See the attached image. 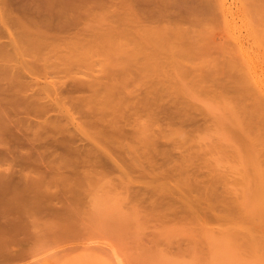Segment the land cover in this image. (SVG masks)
Instances as JSON below:
<instances>
[{"label": "rangeland", "instance_id": "obj_1", "mask_svg": "<svg viewBox=\"0 0 264 264\" xmlns=\"http://www.w3.org/2000/svg\"><path fill=\"white\" fill-rule=\"evenodd\" d=\"M180 1L185 5H188L191 2L190 5H194L198 2L202 3V0ZM252 1L253 0H225L226 9L223 14L214 10L218 14L215 13L216 15H213V11L212 16L211 14L208 16L210 12L202 15L196 13L194 9L192 12L184 15L186 21L183 22V17L179 20L180 22L182 21L181 23L184 26L187 25L188 28L192 26H188L189 22L194 21L195 29L199 26L197 23L205 22V27L203 26V28H201L203 31L206 29L208 30V26L210 25L208 23H211L209 30L212 28L211 30L213 31L214 29L215 31L212 33V36L210 35L212 38L208 37L210 39L208 40L207 38V40L208 42L211 41L209 43L213 44V46L210 45V47L209 45H206V43H203V45H206V47L208 46V49L204 47L207 50H212L213 52L214 50L217 51L216 53L219 55L215 52L212 53V51L208 52L209 54L212 53V58L214 57L215 59L216 57L218 62H220H214V59H212L211 62L210 56L206 58L205 53L203 55L204 57L202 55L197 57V55H195L196 51H194V53L192 52L194 50L191 49L192 44L191 46L188 44L191 41V38H189L190 41L185 44H188L191 50L189 47H187L186 50V47L183 48V46H181L183 48L182 52L186 50L185 53H188V50H190L189 53L192 52L196 58H201L199 59L200 62L204 58V60H202L203 64L201 66L198 59L194 60V55L193 59L192 57L188 61L183 59L184 62H182L181 58V61H178V63L181 65L182 62L184 66H187L185 67L187 69L189 66H192L191 68H193V65L195 64V66L200 65L197 69L199 70L200 68V73H198L199 76L192 73L193 71L197 72L196 69H189L193 70L188 72L191 74H189L190 78L187 77L189 75L186 73V75H184L186 77H178V74L180 75V70L177 69V66V74L175 73L176 70H168V74L166 73L168 76H165L169 79L172 78V80L170 79V82H166V84H175L173 85L175 89L173 90L172 87H170L172 85H168L169 90L167 94L165 92L167 89L160 86L162 85L161 82L165 84V80H168V78L164 79L163 77V81L161 80L160 82L159 80L160 83L157 80L159 79L158 76L165 73L159 74L154 69V71L159 74L157 79H155L156 77L154 75L150 76V78L155 77L153 78L156 80H153L155 84L151 80V82H153L152 85H154L155 88L151 85L149 77H147L148 82L146 77H144L146 73L144 75L143 71L146 69L142 68L145 70H141L140 68L146 63L145 56H150L148 54L145 55V52L148 53L149 51L148 48L146 49L142 47L141 37L144 35L143 32L140 29L134 30L128 27L129 31L127 32H131L130 30H132V32L129 34L124 32L125 34H123V31L121 33L119 30L113 31V29L111 30L110 28L113 33L109 34V24L106 22L107 17L109 16L106 15V11L109 10V14L113 7L108 8V5L106 4H103L102 7L99 5L101 8L97 6L98 4H95L97 7L95 8L94 5V7H91L90 9L91 11L89 10L87 12L84 9V13L86 12L87 14L81 13V15H83L80 16L81 18L79 17L80 19H78L74 28V30H78L77 32H74L71 35L69 34L70 36L68 38L65 36L62 38L63 40H57L56 44L41 47V51L39 49L37 51L36 48H33L35 49V53L37 51L36 55L35 53L32 54V56L29 55L27 50H31L32 48H24V44L22 43L24 39L21 38L19 34H13L14 40H19L23 48H21L17 54H8L10 57L6 55V59L4 56H1L3 54H0V65H3L4 63V66H6L5 64H7V69L11 68L12 70H16V68H13L16 67V65L17 69L19 66V70L16 72H23L24 78L26 77V70H30L31 77H29L31 79L35 78L34 80L38 83V86L36 85L35 87L34 85V89L42 88L40 85L42 84L45 86L44 89H46L47 85V89L52 88L54 91L53 93H55L56 90L57 92L61 90L59 93L62 94V98L58 93L61 99L57 102L54 101V96L58 94H52L50 92L51 89L47 91L50 92V97H54L50 98L53 103L56 102V104L53 105L57 108L52 107L53 109L50 108V111L48 110L50 116L56 115L55 119L60 118V113L65 114V116L67 115L65 113V108H61L62 105H60V109L57 104L59 102H62V104L66 103L67 100H64L66 98L64 94L66 95L65 92L67 88L64 87L66 90L63 94L64 90L59 88V90L57 88L55 90L54 86L56 85V87H58L61 81L70 84V82L74 81V78L76 80H80L81 78L83 81V78L85 80H89L90 77L92 79H100L101 76V81H98L97 79V82L95 83L96 79L95 81L93 80L95 84L99 83V85H97L100 87L101 82L112 83L114 80L116 82L115 77H117L118 80L121 79V82L117 81L119 83L117 85L119 86L116 85V87L120 88L123 93L119 90L118 92H120V95L121 93L124 94V90L126 89L127 92L125 91L126 93L123 95L124 98H122H129L133 103L130 104L131 102H129V107L132 105L129 110L128 106H126L128 108L125 107L127 109L125 112L129 113L130 111L129 114L123 112L125 115H129L128 118L125 115L124 117L127 118V121L130 118L131 121L128 122L131 124H128L127 126L126 124L128 122L124 120L125 118L122 119V125H124L122 128L124 131L125 129L128 130H126V133H123L122 136L124 137L128 132L127 135L128 137L130 135V137L128 138L126 135L125 138H128L130 143H128V141L125 142V140H122L123 138L120 139L121 137H118L121 141L125 142V145L122 142H118L116 144L118 147L115 146V150L114 146L109 144L112 140L111 142L104 143L109 135L101 136L102 140L106 137L104 142L99 138V134H96L99 140L94 136L97 132H95V130L93 133L92 130H94L96 126L92 125L93 128H90L91 125L89 122L91 119L87 120L89 122L86 121L88 124L85 125V119L88 117L92 118L97 113L96 110L92 109L91 111L87 107L89 104L88 102L86 103V108L83 106L84 98L92 99L93 97L95 100V97L92 96L93 93L90 91V93H92L91 97L90 93H88V89L85 88L87 89L84 90L85 93H88V97L83 95L84 93L82 92L84 90L80 92L77 90L75 92L72 91L73 94H71L72 92H69L71 91L69 88L70 85L68 83L67 85L69 86L66 84L62 85L61 83L62 86L68 87V92L72 95H69L68 98L70 99L66 98L71 100V103L69 101L66 104H72V106L69 105L70 112L72 113V118L74 116L77 120L73 118L75 121L72 122L73 119L70 118L71 114L66 110L70 115V117H68L72 123L69 121L66 122V119L68 118H60L62 122L66 120L63 123H66L67 125L60 126L61 121L57 119L60 124H55V121L52 122L56 125H53L55 130L57 129V125H59V127H65L63 128L64 131L58 130L61 133L60 134L59 132H56L57 130H53L54 127L49 124L50 127L48 126L45 128L48 130L43 129L45 130V133L43 132V134L47 137L45 138L43 135L42 137L44 138L41 139V133L39 132L38 134L40 136L38 138L41 137L40 139L42 141L45 139L49 140V138L50 140H57L54 138L55 136L57 137V133H59L57 137L58 139L59 137L60 139L62 138L61 135L65 137V135H68L69 133L73 136V138H71V143L73 141V144L71 145L70 143L68 151L71 146V149H75L69 151V153L72 154L69 156V153L68 155H64V153L67 154L68 152L64 149L60 148L59 150V148L53 147V145V148L50 147L51 150L48 148L50 152H48L49 154L47 155L51 156L55 152L56 154L54 153V157L56 158V156H58L59 159L62 160L59 161L57 157L58 160L54 161L52 160V156L51 158L48 157V159H51V162L53 161L54 167H56L57 163L58 165L61 163L57 166L61 167L59 170H53V172L46 173L44 176H42L41 173V175H39V171L37 170H34V172L33 170H27L25 173L23 172L22 175L19 174L18 170L21 167L18 162H15L16 160H10L11 163L9 160L0 162V264H264V114L262 115L261 113H258L262 108L257 111V108L254 107V103L250 100L251 98L248 99V95H246L247 99L243 94L244 97L240 96L241 94L240 92L238 93V91H241V89L234 86L236 80H234L233 83L229 78L231 77V79H233L235 76L237 77V72L243 69L242 72L247 71L253 75V77L260 83L262 92L264 93V44H262L264 43V37L262 36L264 31L260 34L263 38L262 43L260 42L261 38H256L255 40L253 35L258 36L256 34H258L259 27L257 29L258 31L256 30L253 34L252 26L254 25L255 27L253 19H258L259 14L253 12L256 11L257 7ZM243 2L245 6H248L244 8L245 10L243 9V7H245ZM261 12H264V10ZM261 15H263L261 16L263 22L259 19L258 20L264 26V14L261 13ZM171 21L173 25L174 22L177 23L178 20L173 17L165 22L168 23ZM106 25L108 26V29L106 28ZM199 27H201V24ZM187 29L186 35L191 36L189 34L191 28ZM124 30L126 31L127 27H125ZM199 30L200 29L198 28V31ZM261 32L262 31L259 33ZM195 33H197V31H195ZM209 34H207V36ZM118 35H122L120 37V39H122L121 43L124 42L125 44H120ZM123 35L126 38H123ZM226 38L231 41V43L230 41L226 42L227 44L230 43L232 45L228 44L227 47H229V49L224 48L223 45H221V47L218 46L219 44L225 43L227 40ZM0 39V43L3 40V43L8 44L10 39L9 34L7 32H2L0 34ZM222 39L226 40L223 41ZM182 40L187 41V37H184ZM216 42H220L217 45L220 49L216 48V50L214 48ZM226 43L225 47L227 45ZM7 44L3 45L5 46ZM122 45L125 46V48ZM181 45H183V43ZM239 45L242 46V53L244 52L245 54H243L245 56L241 54L238 47ZM198 46H200V44ZM222 46L224 49H222ZM133 47H137L138 49H133ZM195 47H197V45ZM8 48L9 46H6L5 49L9 50ZM22 49H26L25 53ZM233 49L235 52L237 51L236 49H238V51L236 53H230V51L233 52ZM219 50L222 51L218 52ZM22 52L24 53L23 55L21 54ZM154 55H151V57ZM187 56L189 55L187 54ZM223 56L226 58L228 56L230 57L228 59L233 61V63L235 62L233 65L237 67V72H234L235 70L233 69V73L231 72L232 74L230 73L231 76L229 77H226L225 74L219 72L218 76L220 83H225L222 87V84L219 82L200 83V79L203 80L204 77L206 79V76L208 77V75H206L207 72L212 70L215 65L230 63L228 60V62L225 61L226 59ZM31 57L33 58L31 59ZM235 57L238 58L235 60ZM156 58L158 59L159 57L157 56ZM222 60L226 63H223ZM242 60L245 61V67ZM241 61L242 65H240ZM150 62L151 64L154 63L153 61ZM157 62L160 63V61ZM213 62L217 64L213 65ZM33 63L36 65H33ZM8 64H10V66ZM230 64L232 66V62ZM44 65L51 66V68H48L49 70H47V66L45 67L47 72L51 71V69L53 70V67L59 69L57 71L54 70L58 72L56 73L57 75H54L52 72H50L52 74L49 72L47 73L45 69L43 70ZM238 65L242 66V69H240L241 67ZM173 67L175 68V66ZM243 67L246 69L244 70ZM0 68V70H2L1 66ZM165 68L163 69L165 70ZM185 68H183V74L184 72H187L185 71ZM21 69L24 70L22 71ZM163 69H161V71H164ZM3 70L0 74V82H5L11 77L10 73L12 70L10 72L6 70V73H4ZM43 72H46V74H44L45 77L42 76ZM150 73H152V71H150ZM238 73H241V71ZM4 74H7L9 77ZM35 74H37V77L39 78H37ZM173 74L176 75V77ZM123 75H126V77ZM233 75L234 77L232 78ZM92 76H94V78ZM122 76L125 78V81ZM5 77L8 78L6 79ZM236 77L234 79L238 78ZM26 78L29 79L28 77ZM65 79L67 80L65 81ZM175 79L182 80L183 84L182 81L179 82L178 80L177 82ZM48 80H53L54 83L52 81V83L49 84ZM195 80H198V82ZM193 81L197 84H194ZM44 82H46L47 85ZM55 82H58L59 84H55ZM89 82L91 81L89 80ZM122 82L125 83H123L124 86L121 84ZM156 82H158V84H156ZM176 84H179L180 87L176 86ZM235 84L238 85V83ZM234 87L239 90L237 91ZM157 88L160 91L156 90ZM160 88L163 93H161ZM157 91L159 93L157 94L158 97L155 94ZM39 93L41 94V92ZM39 93L37 96L40 95ZM99 93H102V91ZM42 94L46 95V92H43ZM97 94L94 95L96 96ZM114 94H117V96L119 95L117 92ZM48 95H46V97ZM40 96L42 97V95ZM155 97H162L163 101L161 98L158 101ZM175 97H181L177 99H179V101L180 99H182L181 101H185L184 104L189 108H184L185 106L183 108L184 110L186 109L185 111L187 113V110H189L190 116L186 113L187 117L184 115L185 117L183 116V118L182 115L185 114V112L181 107L182 111L180 110L181 112H178L180 120L176 117L177 111H179L178 108L180 107L177 105L174 109L176 105L174 100L177 101V104L180 102L177 99H174ZM58 98L56 97V100ZM90 99L89 101H91ZM151 99L156 100V103ZM44 100H46V98ZM173 101L175 102V105L172 104ZM147 103L149 104L147 105ZM92 104L93 100L92 103L90 102V105ZM67 105L65 106L66 108L68 107ZM164 106L167 108L165 111ZM168 106L169 109L174 110V113L168 109ZM89 110L93 113V116H89ZM158 110L164 111V113L166 112V116L163 112L161 113ZM85 111H87L88 117ZM168 111H170L171 114L168 113L167 115ZM157 112L160 113L158 114ZM260 112L263 113L264 111ZM46 114L48 113L42 114V116L44 115V118H50L48 115L45 116ZM57 114H60V116ZM180 114L182 115L180 116ZM99 115L100 113L96 116L100 117ZM63 116L61 117L63 118ZM111 116L112 115L106 117H108L109 120ZM169 116H171L172 119ZM37 117V120H40L41 122V115ZM37 117H34V119ZM157 117L158 119H156ZM188 117H192V121H189ZM185 118L186 120H184ZM170 119L171 121H169ZM106 120L104 121L106 122ZM120 120L121 119H119V122ZM58 121H56V123ZM124 121L126 124L123 123ZM148 121V125L152 128H150V130L149 126L146 124ZM80 122L83 124L80 125ZM150 123L152 124L150 125ZM35 126L36 125L33 124L32 129H36ZM100 127L102 126L99 125L95 129ZM181 127L182 129L184 128L183 132L185 131V133L189 130V136L187 135L186 137L183 133L186 137H184L185 140L189 142L187 143V141H183L185 142L183 144L181 140L182 143H179L183 144L182 146L174 141L176 138H172L173 135L170 136L173 130H177V128L180 129ZM153 128L157 131L153 132ZM160 128H165L168 132H165V129H162V133H159ZM66 129H69L70 131H66ZM142 130H144L143 135L142 132H140ZM132 131H137V133L134 132L135 135H133ZM145 131L146 133H144ZM154 133H157L158 136L160 134L162 138L156 136V134L154 135ZM167 133L170 135H167ZM144 134L147 137H145ZM151 134L155 138V140L154 138L153 140L156 141L158 145L155 142L157 145L155 148V144H153L154 146L151 144L152 153H149V147L148 150L146 149V151H148L147 154L149 153L150 157L148 155L143 156L142 153L144 151L142 152V149L144 148L143 146H145L144 142L148 139V136H151ZM139 135L140 138L141 136L145 138V141L138 138ZM134 136L137 137L135 138ZM152 136L150 138H152ZM109 137L107 139L110 141L111 138L109 139ZM171 141L175 142L173 143L174 145ZM119 143L120 145H124V149L127 148L126 152L128 148L130 149V146L133 145L136 150L132 147L131 149L135 150L137 155V158L135 159L138 160L134 163H129L128 160L131 162L130 157L128 156L127 159V156H125L126 152L123 154ZM126 143L130 144L129 147H126L128 145ZM103 145H105L106 148ZM26 148L29 149V147ZM26 148L23 147L22 150L25 152ZM89 148L92 149L91 152L89 151L90 153H88ZM57 149L58 151H61L59 154H57ZM53 150L55 151L52 152ZM62 151L64 153L60 154ZM186 151L189 153L188 156ZM118 152L122 154L121 158L120 155H118ZM76 153L78 154L76 155ZM97 154H100L99 158H95V156H98ZM78 155L80 156L79 158ZM67 156L70 158L75 157L72 159L73 161L71 160L72 165L69 161L70 159H66ZM54 157L53 159H55ZM100 157H102V159H100ZM97 159H100L101 161L98 160V163H96ZM49 160H47L48 163L50 162ZM63 161H68L70 166L63 165ZM184 163L186 164L184 165ZM186 165L189 167L187 168ZM175 169H177V171H175ZM178 172L186 173L184 175L182 173L181 175ZM9 174L11 177L8 176ZM12 174L15 177H13ZM163 174L166 176H163ZM175 174L176 177L177 175L179 176V179L175 176V179L172 177ZM167 176L169 177L168 179ZM184 176H188L191 183H187L189 179L186 181L185 179L188 177L185 178ZM183 177L184 179H182ZM10 178H12V180H10ZM24 180L27 183H25ZM177 180H185L186 182H180ZM163 181L165 183H163ZM28 182L33 183L28 186ZM184 182L186 184H184ZM179 183H183V186ZM159 185L161 188H159ZM171 186H173V188ZM180 188L183 190L186 189L187 191L181 190V192L183 191L181 193L179 190ZM192 188L193 191L191 190ZM196 190L199 194L196 193ZM206 190L208 191L205 192ZM201 192L202 195L207 196V198H204L201 195ZM209 193H213V195H209ZM198 196L201 197L198 198ZM192 198L197 200L194 201ZM186 199H188V201ZM189 200L192 201L190 202ZM215 203L217 204L215 205ZM214 206L216 207L214 208ZM209 207H213L214 209Z\"/></svg>", "mask_w": 264, "mask_h": 264}, {"label": "bare ground", "instance_id": "obj_2", "mask_svg": "<svg viewBox=\"0 0 264 264\" xmlns=\"http://www.w3.org/2000/svg\"><path fill=\"white\" fill-rule=\"evenodd\" d=\"M189 2H191V1H189ZM246 2V1H245ZM253 3H255L256 5V7H257V9H256V11H253V12H256V14H259V20H261V19H263V18H261V16H263V15H261V13L262 14H264V12H261V11H263L264 10V0H253L252 1ZM192 3V2H191ZM191 3H189L188 5H185V4H183L180 0H0V34L3 32H7L8 34H9V37H10V39H9V41H8V44L7 43H3L2 41H1V43H0V54H3V55H1V56H4L5 57V59L7 58V56L6 55H10V53H11V55H14V53H18L19 52V50H21V48H26V49H28L29 47L30 48H36L37 49V51H38V49L41 51V47H45V46H50V45H53V44H56V42H57V40L59 41V40H61L63 37H65L66 36V38H68L72 33H74V32H77L78 30H74V28H75V25H76V23H77V21H78V19H80L81 17L80 16H82L83 14H85L87 11H89L90 9H91V7H94V5L95 4H98L97 6L98 7H102V5L103 4H106V5H108V8H110V7H113L112 8V10L109 12V14H108V11H106L105 13H106V15L107 16H109V17H107V21L106 22H108L107 24H109V31H110V33L109 34H111V33H113V31H115V30H119L121 33H122V31H123V34H129V33H131L132 32V30H130L131 32H127V31H129L128 30V27L130 28V29H134V30H137V29H140L142 32H143V36L141 37V43H142V47L143 48H148V53L147 52H145V55H150V56H145V61H146V63H145V65L144 66H146L147 67V65H148V67L147 68H149V69H147L146 67H140L141 68V70H145V71H143V73H144V75H145V73H146V75L144 76V77H146V79H147V82H148V78L147 77H149V80H150V82H151V80L153 81H156L155 79H157V76L160 74V73H165V74H162L161 76H158L159 77V79H157L158 80V82H159V80H160V82H161V80H162V78L164 77V79H167L168 77H166L165 75H167L168 73H167V71L168 70H176V74L178 73V71H177V69H179L180 71H179V73H180V75L178 74V77L180 76V77H182V76H184V75H186V74H190V73H188V72H190V71H193V70H189V69H198V67L201 65L202 66V64H203V61L202 60H204V53H205V56H206V58H208L209 56H210V61L212 62V59H214V57L212 58V53H216L217 51H215L214 50V52L212 51V53H210L209 54V52H211L210 50H207L208 48V46L206 47V45H212L213 46V44H210L209 42H211V41H209L208 42V40L210 39V38H212L211 36H212V33H214V29H213V31L211 30L212 28H210V30H209V27H211L210 25H211V23L209 22L208 24H210L209 26H208V30L206 31L205 30V28H204V30L205 31H203V30H201V28H203V26L204 25H206L205 24V22H200V23H197V24H199V26H200V24H201V27H199L198 25H196V26H198V28L200 29L199 31H198V28L197 29H195L194 27V21H191V22H189V24H188V26L189 25H192V26H190L189 28L187 27V25H185L186 26V28H185V26L179 21V20H181V18L183 17V22L184 21H186L185 20V18H184V15H186V14H188V13H190V12H192L194 9H195V11H196V13H200V14H202V15H204V14H208L209 12V14H208V16H210V14H211V16H212V14L213 15H216V14H218V13H216L217 11L219 12V13H224L225 12V9H226V5H225V0H202V3H200V2H198V3H196V4H194V5H190ZM243 4H244V2H243ZM248 4V3H247ZM100 5V6H99ZM96 5H95V8L97 7ZM244 6H245V4H244ZM247 6V5H246ZM246 6L245 7H243V9L244 8H246ZM100 7V8H101ZM248 7V6H247ZM89 8V9H88ZM84 9H85V13H84ZM93 9V8H92ZM228 9V8H227ZM253 9H255V8H253ZM106 10H107V8H106ZM216 12H215V11ZM245 10V9H244ZM91 11V10H90ZM214 11V12H213ZM248 11V10H247ZM213 12V13H212ZM81 13H83L82 15H81ZM216 13V14H215ZM87 14V13H86ZM105 15V16H106ZM191 16V15H190ZM189 16V17H190ZM80 17V18H79ZM173 17H175V19L176 20H178L177 21V23L176 22H174V24L172 25V21L171 22H165V21H168L169 20V18H173ZM215 17V16H214ZM218 17V16H217ZM110 20H109V19ZM250 18V17H249ZM257 18V17H256ZM105 19H106V17H105ZM210 19V18H209ZM258 19H253V24H255V27H254V25L251 27L252 28V31H253V34L255 33V31L258 29V27H259V31H258V34H256V35H258V36H255V35H253V37L255 38V40H256V38L258 39H260L261 41V43H262V40H263V38L261 37V35L260 34H262L263 33V31H264V26L262 25V23L261 22H263V20H261V22L258 20ZM109 20V21H108ZM211 20H213V19H211ZM254 20H256V21H254ZM252 21V20H251ZM194 22V23H193ZM261 24H260V23ZM156 23V24H155ZM164 23H165V25H164ZM170 23V24H169ZM190 23H192V24H190ZM180 24V25H179ZM203 24V25H202ZM257 24V25H256ZM183 26V27H182ZM105 27V26H104ZM108 26L106 25V28H107ZM125 27H127V30L125 31L124 29H125ZM159 27V28H158ZM182 27V28H181ZM205 27V26H204ZM257 27V28H256ZM261 27V28H260ZM110 28H111V30L113 29V31L111 32V30H110ZM190 29L191 28V30H189V34L191 35V36H187L186 34H187V32H186V29ZM206 28H207V26H206ZM256 28V29H255ZM105 29V28H104ZM108 29V28H107ZM187 29V30H188ZM192 29H194V30H192ZM191 31V32H190ZM195 31H197V33H195ZM260 31H262L261 33H259ZM125 32V33H124ZM193 32V33H192ZM114 33H116V32H114ZM192 33V34H191ZM206 33V34H205ZM210 33V34H209ZM13 34H19L20 35V37L21 38H23L24 40H23V44H24V46L22 47V45L20 44V42H19V40H14V37H13ZM70 34V35H69ZM207 34H209L208 36H207ZM193 35H194V37H193ZM196 35V36H195ZM211 35V36H210ZM119 36V35H118ZM122 35H120L118 38L120 39V37H121ZM205 36H206V38H205ZM260 36V37H259ZM262 36L264 37V33L262 34ZM125 36L123 35V38H124ZM184 37H187V41H183L182 39L184 38ZM208 37H210V38H208ZM126 38V37H125ZM189 38H191V41L189 40ZM207 38H208V40H207ZM225 38V37H224ZM16 39V38H15ZM186 39V38H185ZM184 39V40H185ZM227 39V40H226ZM226 39H224V40H226L225 41V43L227 42V41H230V40H228V38H226ZM1 40V39H0ZM63 40V39H62ZM123 40H125V39H123ZM212 40V39H211ZM223 40V39H222ZM223 40V41H224ZM121 41H122V39H120V44H125L124 42H122L121 43ZM190 41V42H189ZM189 42V43H188ZM213 42V41H212ZM183 43V45H181ZM185 43H188V44H190V46H191V44H192V46H191V49L193 50L192 52L194 53V51H196V53H198V54H196L195 53V55H197V57L199 56V55H202L201 57L203 58L202 60H201V62L199 61V59H201L200 57L199 58H196V56L191 52V53H189L190 52V46L187 44H185ZM203 43H206V45L204 46L203 45ZM214 43V42H213ZM220 42H216V45H215V49L217 48V49H220V47H221V45H223L224 46V48H228L229 49V47H227L228 46V44H230L231 43V41H230V43H226L227 45H226V47H225V43H223V44H219ZM222 43V42H221ZM3 44H7V45H3ZM178 44H180V45H178ZM200 44V46H198ZM215 44V43H214ZM219 44V45H218ZM262 44H264V43H262ZM119 45V44H118ZM197 45V47H195ZM220 46L219 48H218V46ZM231 45V44H230ZM229 45V46H230ZM2 46V47H1ZM6 46H9V50H6L5 48H6ZM74 46V45H73ZM119 46H121V45H119ZM118 46V47H119ZM123 46V45H122ZM181 46H183V48L184 47H186V50H187V47H189V49L190 50H188L189 52L187 53H185V51L186 50H184L183 52H182V47ZM217 46V47H216ZM223 46H222V49H224L223 48ZM232 46V45H231ZM230 46V47H231ZM5 47V48H4ZM124 48H125V46H123ZM195 47V48H194ZM198 47H199V49H198ZM203 47V48H202ZM204 47H206V48H204ZM211 47V46H210ZM210 47H209V49H210ZM239 47V50H240V52H241V54L243 55V56H245L243 53H242V46L241 45H239L238 46ZM249 47V46H248ZM134 48H137V47H133V49ZM181 48V49H180ZM214 48H212V49H214ZM231 48H233V47H231ZM230 48V49H231ZM26 49H22L23 51H24V53H25V50ZM31 49V50H32ZM138 49V48H137ZM207 51H206V50ZM216 49V50H217ZM235 49V48H234ZM233 49V52H231L230 51V53H236L237 51H238V49H236L237 51L235 52V50ZM30 50V49H29ZM29 50H27L28 52H29V55H31L32 56V54H34L35 53V49H33L34 50V52H33V50H32V52H31V50L29 51ZM136 50V49H135ZM199 50V51H198ZM232 50V49H231ZM26 51V52H27ZM37 51H36V53H37ZM202 51V52H201ZM209 51V52H208ZM220 51H222V50H219L218 52H220ZM224 51V50H223ZM143 52V51H142ZM156 52H157V55H156ZM160 52V53H159ZM200 52H201V54H200ZM208 52V53H207ZM23 52L21 53L22 55L24 54ZM31 53V54H30ZM36 53H35V55H36ZM144 53V52H143ZM159 53V54H158ZM203 53V54H202ZM155 54V55H154ZM187 54L190 56H187ZM192 54V55H191ZM207 54V55H206ZM216 54H218V53H216ZM221 54V53H220ZM223 54V53H222ZM226 54V53H225ZM224 54V55H225ZM8 55V56H9ZM151 55H154V56H152L151 57ZM185 55V56H184ZM193 55L195 56L194 57V60H197L198 59V61H199V63H200V65L199 66H195V65H193V68H191L190 66V68L188 67V69L187 68H185V67H187L186 65L184 66L183 64H182V62H184L183 61V59L184 60H190L191 59V57H192V59H193ZM219 55V54H218ZM227 55V54H226ZM234 55V54H233ZM232 55V56H233ZM239 55V54H238ZM159 57L158 59L156 58V57ZM182 56H184V57H182ZM187 56V57H186ZM235 56V55H234ZM237 56V55H236ZM240 56V55H239ZM238 56V57H239ZM10 57V56H9ZM147 57H148V59H147ZM189 58V59H186V58ZM224 57V56H223ZM237 57V58H238ZM33 57H31V59H32ZM151 58V59H150ZM156 58V59H155ZM182 58V59H181ZM196 58V59H195ZM205 58V59H206ZM226 60L225 61H230V63L232 62V66H231V64L230 63H226L225 61H223L222 60V62L223 63H226V64H217V63H219L218 62V60H217V58L215 57V59H214V62L216 61L217 63H214L213 65H215V64H217V65H215L214 66V68L212 69V70H210V71H208L207 72V74L206 75H208V77L206 76V79H205V77H204V79L202 80V79H200V83L201 82H203V83H206V82H219L220 83V81H219V76H218V74H219V72L220 73H222V74H225V76L227 77H229V76H231L230 75V73L233 71V69L235 70L234 72H237L236 70H237V67H235L233 64L235 63H233V61H231L230 59H228V58H230V57H228L227 56V58L226 57H224ZM236 57H235V60L237 59ZM4 59V58H3ZM35 59V58H34ZM182 60V62H181V65L183 66H181V65H179L180 63H178V61H181ZM233 59V58H232ZM239 59H240V57H239ZM252 59V58H251ZM29 60V59H28ZM39 60V59H38ZM148 60V61H147ZM207 60V59H206ZM209 60V59H208ZM234 60V61H235ZM32 61V60H31ZM40 61V60H39ZM150 61H153L154 63L153 64H151V62ZM157 61H160V63L159 62H157ZM209 61V62H210ZM227 61V62H228ZM238 61V60H237ZM243 61V60H242ZM242 61H241V64L240 65H242ZM36 62H38V61H36ZM148 62H150L149 64L151 65H149V64H147ZM159 64H157V63ZM210 62V63H211ZM240 62V61H239ZM245 61H243V65L245 64L244 63ZM249 62V61H248ZM32 63V62H31ZM207 63V62H206ZM39 64V63H38ZM160 64H161V66H160ZM198 64V63H197ZM237 64V63H236ZM239 64V63H238ZM6 66H4V63H3V65L1 64L0 66L2 67V70L4 71V73H6V70H8L7 69V64H5ZM9 66H10V64H8ZM33 65H36L35 63H33ZM222 65V66H221ZM246 65V64H245ZM245 65H244V67H245ZM8 66V67H9ZM47 66V70H49L48 68H51V66L50 65H46ZM45 65H44V68H43V70L45 69V67H46ZM159 66V67H158ZM173 66H175V68L173 67ZM176 66H177V69H176ZM233 66H234V68H233ZM239 66V65H238ZM4 67V68H3ZM11 67H13V66H11ZM152 67V68H151ZM161 67V68H160ZM166 67V68H165ZM179 67V68H178ZM182 67V68H181ZM239 67H241L240 69H242V66H239ZM243 67V68H244ZM13 68H16V70H12L11 68L8 70L9 72L12 70V72L10 73V78L7 80V81H5V82H0V162H5V161H10V160H12V161H15V162H18L19 164H20V167L21 168H19V170H18V173L19 174H23V172L25 173V171H27V170H29V171H32L33 170V172H34V170L36 171H39V175H41L42 174V176H44L46 173H49V172H53V170H56V169H58L59 170V168L61 167H57V166H59L58 165V163L56 164V167H54V164H53V161L51 162V156H52V160H54V161H57L58 159H59V157L58 156H56V158L54 157V151L55 150H53L52 152H54L53 153V155H51V156H49V155H47V154H49L48 152H50L49 151V149L51 150V148L50 147H52V145H53V147H57V148H59V150H60V148L61 149H64L65 151H68V148H69V145H70V143H71V138H73V136H71V134H69L68 133V135H65V137H63V135H61L62 136V138L60 139V137H59V139L57 138L58 137V135H59V131H62L63 130V128H65V127H59V125H57V131L55 130V127L54 126H56L55 124H58L59 123V121L58 120H60V118L61 119H66V118H68V119H66L65 121L66 122H71V120H70V118H72V113L70 112V107H69V105H70V103H71V100H68V99H70V98H68L69 97V92H72V91H83L85 88H87L88 89V93H90V91L93 93V95L92 96H94L95 97V100L93 99V97L91 96V94L92 93H90V96L92 97V99H90L91 101H89V99L87 100L86 98H84L83 99V101H84V104H83V106H84V108H86V106H87V102L89 103L88 104V108L92 111V109H94V110H96L97 111V113H96V115H98V113H100V117H97L96 115H95V113H94V115L95 116H93V113L89 110V116H93L92 118H90V117H88V113H87V111H88V109H87V111H85L86 112V115H87V117L88 118H86L85 119V125H87L88 123L87 122H89V121H87V120H90V122H89V124L91 125L90 126V128H93V126L92 125H94V126H96V127H98L99 125H101L102 127H100V128H98V129H95L94 128V130H92V132L94 133V131L95 132H97V133H95V135L94 136H96V134H99L98 136H100L99 138L102 140V138H101V136L103 137V136H107V135H109V136H111V137H109V136H107V138L109 137V139H110V141L106 138V137H104V139L102 140V142H104V140H105V138H106V140H105V142L104 143H106V142H111V140H112V142L114 141L115 142V144H114V142L112 143H109V144H111V145H113L114 146V149H115V146H116V144L118 143V142H122L124 145H125V142H127L128 141V143H130L129 142V140H128V138L130 137V135H129V137H128V132H127V139L125 138V136L123 137L122 135H123V133H126V130L127 129H125V131H124V129L122 128V126H124V125H122V119H124L125 117H124V113L123 112H125V111H127V109L126 108H128L129 107V102H131L130 104H132L133 102H132V100H129V98L128 99H123L124 97H123V95L127 92L126 91V89L124 90V94H122L123 93V91L120 89V88H118V87H116V85L117 84H119L117 81H119V82H121V79L120 80H118L117 79V77H115V76H113V77H115V79H116V82H115V80L112 82V83H108V82H101V83H103V84H101L100 83V87L98 86L99 85V83H97V84H95L96 82H97V79L98 78H94V76H92L94 79H92L91 77H90V81L91 82H89V80L88 79H84L83 78V81L81 80V78H80V80H76L75 78H74V81H72V82H70V86L69 85H67V83L65 82V83H63L62 81H61V83H62V85L63 84H66L67 86H69V88L71 89V91H69V89H68V87L67 86H62L61 85V83L59 84L58 82V84H59V86L58 87H56V85L55 84H57L56 82H55V86L54 85H52V86H54L55 87V90H56V88L58 89H62V90H64L63 91V94H64V92H65V88H67V90H66V95L64 94V96H66V98H68V99H66L65 97V99L64 100H67L66 101V103H68L69 101H70V103L67 105L66 103H63L62 104V102L60 103H57L58 104V108H60V105H62L61 106V108H65V113L67 114L66 116H65V114H62V113H60L61 114V116H63V118L60 116V114H57V115H59L60 116V118L58 119L57 117V119H55V116L56 115H52V116H50L49 115V111H50V108L51 109H53V108H57V107H55V105H53V104H56V102L57 101H60V99L62 98V94L61 93H59V92H61V90L59 91V92H57V90L55 91V93L56 94H60V97H59V94L58 95H56L55 93H53L54 91L52 90V88H50L51 89V93L52 94H54V95H56V96H54L55 97V100L54 101H56L55 103H53V101L50 99V98H54V97H50V92H47L48 90H50V89H47L48 88V85L46 84V82H44L46 85H47V87H46V89H44V85H42V84H40L41 86H42V88H39V89H37V91H36V89H34V85H35V87H36V85L38 84L37 83V81L36 80H34V79H31L30 77V72L28 71V70H26L27 71V73L25 74L26 75V77H28L29 79H27L26 77L24 78V73L23 72H21L20 73V71L19 72H16V71H18L19 70V66H18V69H17V65H16V67H13ZM142 68H145V69H142ZM158 68V69H157ZM160 68V69H159ZM163 68H165V70L163 69ZM183 68H185V71H187V72H184V74H183V71H184V69ZM1 69V68H0ZM154 69L159 73H157L156 71H154ZM161 69H163L164 71H161ZM167 69V70H166ZM181 69H183V70H181ZM187 69V70H186ZM202 69V68H201ZM239 69V68H238ZM246 68H244V70H245ZM2 70H0V74H1V71ZM22 71L24 70V69H21ZM46 70V69H45ZM47 70H46V72H47ZM54 70H59V69H55L54 67H53V70L51 69V71H48L49 73L50 72H52V73H54V75L56 74V73H58V72H56V71H54ZM140 70V72L142 73V71ZM221 70V71H220ZM243 70V69H242ZM242 70H239L238 72H240L241 71V73H238L237 72V74L239 75H237L236 73H234L235 75H237V79H234L235 77H234V75L232 76V78L233 79H231V77H229L230 78V80H232V82L234 81V80H236L235 81V83H238V85L237 84H235L234 82V86H237V88H239V89H241V91H238L239 89H236V87H234V89H236L237 91H238V93L240 92V96L241 97H244L245 96V98H246V95H248L249 96V98L248 99H250L253 103H254V107H256L257 108V111H258V109L260 110L261 108H262V110H260V111H264V93L262 92V89H261V86H260V83L253 77V75H251L249 72H247V71H245V72H242ZM14 71V72H13ZM61 71V70H60ZM146 71H148V72H146ZM150 71H152V73H150ZM160 71V72H159ZM182 71V72H181ZM46 72L44 73L43 72V74H42V76H44V74H46ZM47 72V73H48ZM169 72V71H168ZM174 72V71H173ZM229 72V73H228ZM252 72V71H251ZM52 73H50V74H52ZM155 73V74H154ZM167 73V74H166ZM170 73H172V72H170ZM174 73V74H175ZM182 73V74H181ZM186 73V74H185ZM194 75H196V76H199V74L198 73H200V68H199V70H197V72H195V71H193L192 72ZM197 73V74H196ZM209 73V74H208ZM233 73V72H232ZM231 73V74H232ZM7 74H8V72H7ZM7 74H4V75H7ZM28 74V75H27ZM130 74V73H129ZM147 74H150V75H147ZM157 74V75H156ZM173 74V75H174ZM193 74H192V76H193ZM226 74H228V75H226ZM49 75V74H48ZM57 75V74H56ZM127 75V74H126ZM126 75L124 76V77H126ZM143 75V74H142ZM151 75H154L155 77H153V78H155V79H153L152 77V79L150 78V76ZM164 75V76H163ZM191 75V74H190ZM190 75L189 76H187V77H189L190 78ZM256 75V74H255ZM258 75V74H257ZM8 76V75H7ZM30 76V77H29ZM33 76H34V74H33ZM35 76L37 77V74H35ZM38 76H39V74H38ZM41 76V75H40ZM41 76V77H42ZM53 76V75H52ZM109 76H112V75H109ZM108 76V77H109ZM122 76V77H123ZM129 76V75H128ZM128 76H127V78H128ZM168 76V75H167ZM175 77H176V75H174ZM192 76H191V78H192ZM210 76V77H209ZM1 77V76H0ZM2 77H3V74H2ZM9 77V76H8ZM7 77V78H8ZM45 77V76H44ZM50 77V76H49ZM123 77V79H124V81H125V78ZM184 77H186V76H184ZM6 78V77H5ZM5 78H2V79H5ZM6 78V79H7ZM37 78H39V77H37ZM129 78H131V77H129ZM58 79V78H57ZM92 79V80H91ZM95 79H96V81H95ZM100 79H101V76H100ZM100 79H98V81L100 80ZM114 79V78H113ZM171 80H172V78H170ZM169 78H168V80H165V84L164 83H162L161 82V86L160 87H162V88H166L167 90L165 91L166 92V94H167V92H168V90H169V86L168 85H172V86H170V87H172V89L174 90L175 88H174V86L173 85H175V84H166V82L168 83V82H170L169 80H170ZM44 80V79H43ZM46 80V79H45ZM60 80V79H59ZM67 79H65V81H66ZM71 80V79H70ZM95 81V83H94V81ZM177 82H178V80L179 79H175ZM202 80V81H201ZM47 81V80H46ZM49 81V84H51L52 83V81L53 80H48ZM84 81H86V82H84ZM88 81V82H87ZM101 81V80H100ZM112 81V80H111ZM153 81V82H154ZM163 81V80H162ZM182 81V80H181ZM180 80H179V82H181ZM195 81H197L198 82V80H195ZM195 81H193V83L194 84H197V83H195ZM39 82H40V80H39ZM153 82H151V85H152V83ZM158 82H156V84H158ZM159 82V83H160ZM53 83H54V81H53ZM107 83V84H106ZM124 82H122L121 84H123ZM105 84V85H104ZM120 84V85H121ZM125 84V83H124ZM124 84H123V86H124ZM154 84H155V82H154ZM180 84V83H179ZM179 84H176V86H179L180 87V85ZM182 84H183V81H182ZM220 84H222V83H220ZM223 84H225V83H223ZM223 84L221 85V87L223 86ZM103 86V89H102V86ZM38 86V85H37ZM40 86V87H41ZM61 86H62V88H61ZM117 86H119V85H117ZM123 86H121V87H123ZM149 86V85H148ZM153 87H155L154 85H152ZM157 86V85H156ZM225 86V85H224ZM53 87V88H54ZM65 87V88H64ZM179 87H177V88H179ZM64 88V89H63ZM156 88V87H155ZM176 88V89H177ZM45 91H44V90ZM58 89V90H59ZM87 89H85V90H87ZM161 89V88H160ZM40 90H42L43 92H46V95H48L47 97H46V95H44V94H42L43 92L42 91H40ZM85 90L82 92V93H84L83 95H85V97H88L87 96V94L88 93H85ZM117 90V91H116ZM118 90L121 92L122 91V93H121V95H120V92H118ZM156 90H159L158 88L156 89ZM163 90H165V89H163ZM171 90V89H170ZM29 91V92H28ZM35 91V92H34ZM41 92V94L39 93V92ZM69 91V92H68ZM100 91H102V93H99ZM126 91V92H125ZM151 91V90H150ZM160 91V90H159ZM172 91V90H171ZM22 92H23V94H22ZM68 92V93H67ZM115 92H117V93H119V95L117 96V94L115 95L114 93ZM129 92V91H128ZM156 92V91H155ZM170 92V91H169ZM18 93H20V94H18ZM38 93L40 94V95H42V97L39 95V96H37L38 95ZM78 93V92H77ZM97 93H99V94H97ZM151 93V92H150ZM161 93H163V91H162V89H161ZM246 93V94H245ZM18 94V95H17ZM67 94H68V96H67ZM71 94H73V92L71 93ZM76 94V93H75ZM94 94H97L96 96L94 95ZM156 95L157 94H159L158 93V91H157V93H155ZM244 96H243V95ZM44 95V96H43ZM161 95V94H160ZM159 95V96H160ZM70 96H72V95H70ZM121 96V97H120ZM148 96V95H147ZM162 96V95H161ZM252 96V97H251ZM44 97V98H43ZM56 97L58 98L57 100H56ZM123 97V98H122ZM127 97V96H126ZM157 97H158V95H157ZM157 97H155V98H157ZM46 98V100H44ZM161 98V100H162V97H160ZM160 98H157L158 99V101H159V99ZM177 98H181V97H177ZM176 97L174 98V99H177ZM245 98H242V99H245ZM49 99V100H48ZM62 99V100H63ZM133 99V98H132ZM153 99H154V97H153ZM153 99H151V100H153ZM173 99V100H174ZM247 99V98H246ZM253 99H254V101H253ZM48 100V101H47ZM50 100H51V102H50ZM87 100V101H86ZM92 100H93V104L92 105H90V102L92 103ZM128 101V102H125V101ZM150 100V99H149ZM160 100V101H161ZM178 101H179V99H177ZM182 99H180V103L179 104H177V101L176 100H174L175 102H176V105L174 104L175 102L173 101V103L172 104H174L175 105V107H174V109L176 108V106L178 105V107H180V108H178V110L179 111H177V114H176V111H175V114L177 115H175L176 117H178V119H179V114H178V112L180 113L181 111H182V109L184 110V108H187L188 106H186L184 103H185V101H181ZM86 101V102H85ZM153 101H155V103H156V100H153ZM163 101V100H162ZM161 101V102H162ZM64 102V101H63ZM137 102V101H136ZM183 102V103H182ZM128 103V104H127ZM182 103V104H181ZM187 103V102H186ZM252 103V104H253ZM149 103H147V105H148ZM160 104V103H159ZM181 104V105H180ZM184 104V105H183ZM53 105V106H52ZM68 106L67 108L65 107V106ZM96 105V106H95ZM151 105V104H150ZM163 105V104H162ZM183 105V106H182ZM57 106V105H56ZM70 106H72V104L70 105ZM93 106H95V107H93ZM126 106H128V107H126ZM131 107H132V105H130ZM185 106V107H184ZM53 107V108H52ZM126 107V108H125ZM131 107H129L128 108V110L131 108ZM165 107V106H164ZM164 107H163V109H164ZM181 107H182V109H181ZM184 107V108H183ZM253 107V106H252ZM253 107V108H254ZM60 108V109H61ZM69 108V109H68ZM83 108V109H84ZM189 108V107H188ZM256 108H254V109H256ZM72 109V108H71ZM168 109H169V106H168ZM49 110V111H48ZM71 114V117H70V115L68 114V112ZM165 110H167V108L165 107V109H164V111ZM169 110H171V109H169ZM181 110V111H180ZM186 110V109H185ZM184 110V112H185V114H180V116L182 115V117L184 116V115H186V117H187V114H188V116H190L189 115V110H187L188 111V113L186 112ZM46 111H48V112H46ZM62 111V110H61ZM73 111H74V109H73ZM158 111H160L161 113L163 112V114H165L164 113V111H161V110H158ZM172 112L174 111V110H171ZM256 111V110H255ZM256 111V112H257ZM260 111H258V113H261L262 115L264 114V112L262 113V112H260ZM94 112V111H93ZM160 112H157L158 114L160 113ZM45 113H48V114H46L45 116H49L50 118H48V117H43L42 116V114H45ZM126 113V112H125ZM129 113H130V111H129ZM129 113H126V114H129ZM152 113V112H151ZM168 113L169 114H171L170 113V111H168L167 112V115H168ZM174 113V112H173ZM187 113V114H186ZM131 114H133V113H131ZM149 114V113H148ZM41 115V117H42V119H41V122H40V120H37L38 119V117L37 116H40ZM109 115H112L111 117H110V119L108 120V117H109ZM70 118H69V117ZM106 116H108V117H106ZM125 116H127V115H125ZM131 116H133V115H131ZM130 116V117H131ZM165 116H166V114H165ZM173 116V115H172ZM174 116V117H175ZM192 116V115H191ZM34 117H37L36 119H34ZM97 119H96V118ZM105 117H106V119H105ZM120 117V118H119ZM129 117V115L127 116V118ZM170 118H171V116H169ZM168 117V118H169ZM181 117V118H182ZM185 117V116H184ZM183 117V118H184ZM48 118V119H47ZM73 118H74V116H73ZM72 118V119H73ZM127 118H125L124 120L126 121V122H128V121H131L130 120V118H129V120L127 121ZM189 118V121L191 120V118L190 117H188ZM187 118V119H188ZM51 121H50V120ZM74 119H76V117L74 118ZM73 119V121L72 122H74L75 120ZM119 119H121L120 120V122H119ZM155 119V118H154ZM156 119H158V117L156 118ZM172 119V118H171ZM171 119L169 120V121H171ZM36 120H37V122H36ZM77 120V119H76ZM104 120H106V122L104 121ZM180 120V119H179ZM178 120V121H179ZM181 120H183V119H181ZM184 120H186V118L184 119ZM55 121V124H53L52 122H54ZM56 121H58L57 123H56ZM61 121V124H60V126H63V125H66V123L64 124L63 122H65V121H63L62 122V120H60ZM87 121V122H86ZM123 122V123H125L126 124V122ZM188 121V120H187ZM192 121V120H191ZM39 122V123H38ZM71 122V123H72ZM103 122V123H102ZM146 122V121H145ZM158 122V121H157ZM183 122V121H182ZM78 123V122H77ZM120 123V124H119ZM180 123H181V121H180ZM190 123H192V122H190ZM189 123V124H190ZM33 124H35L36 126H35V128L36 129H32L33 127H32V125ZM49 124H50V126H53L54 127V129L53 130H55L56 132H59V133H55L56 135H57V137L55 136L54 138L55 139H57V140H54V139H52V140H50V138H49V140L48 139H45L44 141H42L41 139H43L44 137H45V135L43 134V132L45 131V130H48V129H45V128H47L48 126H49ZM52 124V125H51ZM80 125H82L81 124V122L79 123ZM78 124V125H79ZM128 124L130 125L131 123H127L126 125L128 126ZM147 125L149 124V121H148V123H146ZM152 123H150V125H151ZM74 125V124H73ZM125 125V126H126ZM157 125V124H156ZM182 125V124H181ZM49 126V127H50ZM67 126V125H66ZM149 126V125H148ZM148 126H147V128H148ZM191 126V125H190ZM189 126V127H190ZM41 127V128H40ZM52 127V128H53ZM59 127V128H58ZM141 127V126H140ZM183 127V126H182ZM182 127L179 129V128H177V130H173L172 131V129H171V135L170 134H168L167 133V135H170V136H172V138L174 137V139L176 138V140H174L176 143L178 142H180V143H182L183 141H187V140H185V138L187 137V135H188V132H189V130H187L188 132H186L185 133V131L183 132V129H182ZM52 128H50V129H52ZM60 128H61V130H60ZM142 128V127H141ZM150 126H149V130H150ZM43 129H45V130H43ZM144 129V128H143ZM152 129V128H151ZM162 129H165V128H160V130H159V133H162ZM175 129V128H174ZM185 129H187V128H185ZM194 129V128H193ZM41 130V131H40ZM52 130V131H53ZM59 130V131H58ZM69 130V129H68ZM67 129H66V131H68ZM132 130H134V129H132ZM140 130V129H139ZM139 130H137V131H139ZM180 130H182V131H180ZM54 131V132H55ZM64 131V130H63ZM70 131V130H69ZM128 131V130H127ZM137 131H132V134L133 135H135L134 134V132L135 133H137ZM143 131L144 130H142V131H140V132H142V135H143ZM156 132L157 130H154V128H153V132ZM167 130L165 129V132H166ZM170 131V130H169ZM41 133L40 135H41V137L44 135V137H40V138H38L40 135L38 134V133ZM47 132V131H46ZM50 132H51V130H50ZM109 132V133H108ZM139 132V133H140ZM164 132V131H163ZM168 132V131H167ZM45 133V132H44ZM64 133V132H63ZM62 133V134H63ZM144 133H146V131L144 132ZM186 135V137H185V135ZM47 134V133H46ZM48 134H49V132H48ZM47 134V135H48ZM61 134V133H60ZM66 134V133H65ZM73 134V133H72ZM111 134V135H110ZM131 134V135H132ZM150 134V133H149ZM156 134V136H158L157 135V133H154V135ZM38 135V136H37ZM70 135V136H69ZM73 135H75V134H73ZM132 135V136H133ZM138 135V134H137ZM162 135V134H161ZM164 135H166V134H164ZM166 135V136H167ZM98 136H96L97 137V139H98ZM144 136L145 137H147L145 134H144ZM151 136H152V134H151ZM151 136H148V139L145 141V138H143L142 136H141V138H140V135H139V137L138 138H140V139H142V140H144L145 142H146V144H145V142H144V145L145 146H143L144 148L142 149V154H143V156H146V155H148L149 157H150V152L152 151V145L153 144H155V142L156 141H154L155 140V138L152 136V138H150ZM189 136V135H188ZM47 137V136H46ZM45 137V138H46ZM74 137H76V136H74ZM95 137V138H96ZM113 137V138H112ZM118 137H121L120 139H122V140H125V142L124 141H121ZM135 138L137 137V136H134ZM158 137H161L160 136V134H159V136ZM167 137H169V136H167ZM166 137V138H167ZM185 137V138H184ZM153 138H154V140H153ZM162 138V137H161ZM178 138V139H177ZM118 139H119V141H118ZM132 139V138H131ZM47 140V141H46ZM74 140V139H73ZM99 140V139H98ZM97 140V141H98ZM100 140V141H101ZM181 140H182V142H181ZM193 140H195V139H193ZM132 141H133V139H132ZM174 141H171L172 142V144L173 143H175ZM191 141V140H190ZM189 141H187V143H188ZM128 143H126V144H128ZM179 143V144H180ZM185 142H183V144H184ZM187 143H186V145H187ZM73 144V141H72V143H71V145ZM122 144V145H123ZM152 144V145H151ZM156 144L158 145V143L156 142ZM155 144V148H156V145ZM172 144H170V145H172ZM183 144H180L181 146L183 145ZM192 144V143H191ZM106 145V144H105ZM105 145H103L104 147H105ZM122 145H120V143H119V146H121V151L123 152V154H125V152H126V147H129V145L130 144H128L125 148L126 149H124V145L122 146ZM149 145V146H148ZM174 145V144H173ZM177 145V144H176ZM180 145H178V146H180ZM103 146H102V148H103ZM154 146V145H153ZM160 146V145H159ZM23 147H29V149H27L26 148V150H25V152L22 150V148ZM52 147V148H53ZM116 147H118V146H116ZM131 147L132 148H134V146L133 145H131L130 146V149L128 148V150H127V152H126V154H125V156H127V159H128V156L130 157V160H131V162L128 160V162L129 163H134V162H136L138 159H135V158H137L136 156V152H135V150L133 149H131ZM148 147H149V153L147 154V152L148 151H146V149L148 150ZM151 147V148H150ZM177 147V146H176ZM184 147H185V145H184ZM191 147H192V145H191ZM41 148H42V150H41ZM49 148V149H48ZM71 148H72V146H71ZM70 148V150L69 151H73V149H75V148H73V149H71ZM106 148V147H105ZM120 148V147H119ZM118 148V149H119ZM186 148V147H185ZM185 148H184V150H185ZM154 149V148H153ZM17 150H21V151H17ZM91 150L92 149H88V153H90L91 152ZM116 150V149H115ZM123 150H125V151H123ZM155 150V149H154ZM153 150V151H154ZM57 151H58V149H57ZM69 151L67 152V154H65L63 151H62V153H60V154H63L64 153V155H68V153H69ZM77 151V150H76ZM90 151V152H89ZM119 151H120V149H119ZM120 151V152H121ZM59 152H61V151H58L57 152V154H59ZM78 152V151H77ZM104 152H105V150H104ZM109 152V151H108ZM120 152H118L119 154L118 155H120V158H121V156H122V154L120 153ZM146 152V153H145ZM155 152V151H154ZM74 153H75V151H74ZM79 153V152H78ZM78 153H76V155L78 154ZM110 153V152H109ZM128 153V154H127ZM152 153V152H151ZM182 153V152H181ZM186 153H188L187 151H186ZM191 153V152H190ZM56 154V153H55ZM101 154V153H100ZM100 154H97L98 156H95V158H99V155ZM145 154V155H144ZM70 155H72V154H70L69 153V156ZM74 155V154H73ZM152 155V154H151ZM181 155H184V154H181ZM189 155V153L187 154V156ZM69 156H67L66 157V159H70L69 161H70V163H71V165H72V159L73 158H75V157H69ZM75 156V155H74ZM124 156V155H123ZM125 156H124V158H125ZM147 156V157H148ZM48 157H50L49 159H48ZM53 157L56 159H53ZM57 157H58V159H57ZM77 157V156H76ZM80 156L78 155V158H79ZM47 158V159H46ZM45 159V160H44ZM64 159V158H63ZM100 159H102V157H100ZM100 159H97L95 162L96 163H98V160L99 161H101ZM147 159V158H146ZM183 159V158H182ZM187 159H188V157H187ZM186 159V160H187ZM47 160H49L50 162L48 163V161ZM62 160V159H61ZM60 159H59V161H61ZM72 160V161H71ZM79 160V159H78ZM77 160V161H78ZM126 160V159H125ZM124 160V161H125ZM184 160V159H183ZM191 160V159H190ZM189 160V161H190ZM46 161V162H45ZM77 161H75V162H77ZM180 161V160H179ZM66 162V161H65ZM64 161H63V165H65V166H70V163L67 161L66 163H65ZM185 162H187V161H185ZM10 163H11V161H10ZM44 163H45V165H44ZM74 163V162H73ZM182 163V162H181ZM13 164H14V162H13ZM16 164V163H15ZM53 166H52V165ZM128 164V163H127ZM179 164V163H178ZM186 163H184V165H185ZM191 164V163H190ZM189 164V165H190ZM129 165V164H128ZM176 165V164H175ZM188 165V164H187ZM186 165V166H187ZM135 166V165H134ZM178 166V165H177ZM189 166H187V168H188ZM174 169V168H173ZM179 170V169H178ZM189 170V169H188ZM69 171V170H68ZM175 171H177V169H175ZM182 171V170H181ZM180 172V171H179ZM178 172V173H179ZM41 173V174H40ZM182 173L183 172H181V173H179V174H181L182 175ZM186 173V172H185ZM185 173H183V175L185 174ZM165 174V173H164ZM163 174V176H166V175H164ZM169 174V173H168ZM171 174V173H170ZM188 174V173H187ZM8 176H10V174L8 175ZM7 176V177H8ZM12 176L13 177H15L13 174H12ZM172 176V175H171ZM174 176L176 177V174L175 175H173L172 177L174 178ZM191 176V175H190ZM1 177H6V176H1ZM11 177V176H10ZM185 178H187L186 176H184ZM184 177L182 178V179H184ZM19 178V177H18ZM169 177L167 176V179H168ZM171 178V177H170ZM172 178V179H173ZM176 178H178L179 179V176L177 175V177ZM9 179V178H8ZM26 179V178H25ZM175 179V178H174ZM182 179H180V180H182ZM188 179H189V181H188ZM10 180H12V178H10ZM14 180V179H13ZM22 180H23V178H22ZM166 180V179H165ZM164 180V181H165ZM169 180H171V179H169ZM180 180H177V181H180ZM186 181H188L187 183H189L190 182V178L188 177L187 179H185ZM185 180H183V181H185ZM194 180V179H193ZM193 180H192V182H193ZM25 181V180H24ZM40 181V180H39ZM163 181V183H165ZM167 181V180H166ZM174 181V180H173ZM176 181V182H177ZM183 181H180V182H183ZM185 181V182H186ZM1 182V181H0ZM20 182H23V181H20ZM161 182V181H160ZM184 182V184H186ZM196 182V181H195ZM25 183H27L26 181H25ZM29 183V182H28ZM33 182H31V183H29V185L28 186H30L31 184H32ZM167 183V182H166ZM191 183V182H190ZM3 184V183H2ZM174 184H175V182H174ZM179 184H181L182 186H183V183H179ZM197 184V183H196ZM26 185V184H25ZM161 185V184H160ZM159 185V186H160ZM168 185V184H167ZM180 185V186H181ZM2 186V185H1ZM14 186V185H13ZM12 186V187H13ZM27 186V185H26ZM158 186V187H159ZM165 186V185H164ZM169 186H170V184H169ZM196 186V185H195ZM202 186V185H201ZM6 187V186H5ZM15 187V186H14ZM172 188H173V186H171ZM175 187V186H174ZM200 187V186H199ZM31 188V187H30ZM159 188H161V186L159 187ZM162 188H164V187H162ZM166 188V187H165ZM178 188V187H177ZM186 188V187H185ZM190 188V187H189ZM205 188V187H204ZM2 189V188H1ZM15 189V188H14ZM17 189V188H16ZM23 189V188H22ZM28 189V188H27ZM167 189V188H166ZM198 189V188H197ZM211 189V188H210ZM17 190H19V189H17ZM165 190V189H164ZM169 190V189H168ZM170 190H171V188H170ZM180 190V192H181V190H183V189H179ZM178 190V191H179ZM184 190H186V189H184ZM183 190V191H184ZM192 191H193V188L191 189ZM195 190V189H194ZM204 190V189H203ZM1 191V190H0ZM15 191V190H14ZM21 191V190H20ZM177 191V192H178ZM182 191V192H183ZM187 191V190H186ZM197 191V190H196ZM195 191V192H196ZM200 191V190H199ZM208 190H206L205 192H207ZM213 191V190H212ZM181 192V193H182ZM203 192V191H202ZM202 192H201V195H202ZM204 192V193H205ZM215 192V191H214ZM213 192V193H214ZM179 193V192H178ZM196 193H198V191L196 192ZM213 193L212 194H210L209 193V195H213ZM199 194V193H198ZM207 194V193H206ZM205 194V195H206ZM27 195V194H26ZM183 195H184V193H183ZM191 195V194H190ZM208 195V196H209ZM185 196V195H184ZM183 196V197H184ZM191 196H193V195H191ZM203 196V195H202ZM190 197V196H189ZM194 197V196H193ZM199 197H201V196H198V198ZM204 198L206 197L207 198V196H203ZM210 197V196H209ZM208 197V198H209ZM214 197V196H213ZM182 198V197H181ZM190 199V198H189ZM193 199V198H192ZM210 199V198H209ZM187 201H188V199H186ZM194 200V199H193ZM197 200V199H196ZM196 200H194V201H196ZM213 200V199H212ZM211 200V201H212ZM216 200V199H215ZM190 201V200H189ZM192 201V200H191ZM190 201V202H191ZM210 203V202H209ZM220 203V202H219ZM185 204H188V203H185ZM213 204H214V202H213ZM217 203H215V205H216ZM221 204H222V202H221ZM211 205V204H210ZM209 206V205H208ZM212 206V205H211ZM189 207V206H188ZM216 206H214V208H215ZM209 208H211V207H209ZM213 208V207H212ZM211 208V209H212ZM213 208V209H214ZM220 208V207H219ZM224 208V207H223ZM222 208V209H223ZM232 215V214H231Z\"/></svg>", "mask_w": 264, "mask_h": 264}]
</instances>
